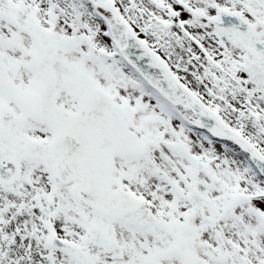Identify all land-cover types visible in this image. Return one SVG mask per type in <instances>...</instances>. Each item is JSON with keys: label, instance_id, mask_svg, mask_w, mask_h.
Returning <instances> with one entry per match:
<instances>
[{"label": "snow or ice", "instance_id": "snow-or-ice-1", "mask_svg": "<svg viewBox=\"0 0 264 264\" xmlns=\"http://www.w3.org/2000/svg\"><path fill=\"white\" fill-rule=\"evenodd\" d=\"M0 264H264V0H0Z\"/></svg>", "mask_w": 264, "mask_h": 264}]
</instances>
